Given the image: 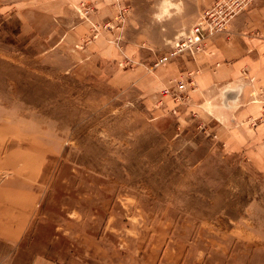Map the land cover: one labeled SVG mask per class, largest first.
I'll return each instance as SVG.
<instances>
[{
	"label": "rangeland",
	"instance_id": "obj_1",
	"mask_svg": "<svg viewBox=\"0 0 264 264\" xmlns=\"http://www.w3.org/2000/svg\"><path fill=\"white\" fill-rule=\"evenodd\" d=\"M214 1L131 0L102 18L92 7L86 47L54 48L22 35L0 0V220L23 226L0 264H264V148L225 142L239 110L226 92L244 83L185 117L194 74L151 78L191 60L156 65ZM97 38L132 61L75 62Z\"/></svg>",
	"mask_w": 264,
	"mask_h": 264
},
{
	"label": "crops",
	"instance_id": "obj_2",
	"mask_svg": "<svg viewBox=\"0 0 264 264\" xmlns=\"http://www.w3.org/2000/svg\"><path fill=\"white\" fill-rule=\"evenodd\" d=\"M10 1L9 7L5 6L3 9H8V14L17 18L21 34H30L46 42L51 41V47L54 48L69 44L79 47V43L82 44L90 37L89 29L93 19L91 17L89 20V17H86L78 20L79 14L74 11H77L80 5L97 9L99 17L102 18L114 14L117 4H131V0ZM99 38L92 44L90 43V46L98 45L101 50L98 48L73 50L79 58L75 62L85 64L86 61H95L111 65L114 62L132 61L129 54L106 46ZM206 44L204 50L193 59L168 64L169 66L153 72L150 77H154L157 82H161L160 84L166 87L173 85L172 80L177 77L178 73L194 74L195 86L187 91L185 106L181 107V111L183 110L186 114L185 117L187 115L189 117L201 116L197 107L203 105L211 95H215L218 89L224 86L239 87L240 83H244L243 89L239 90L240 93L235 92L236 88L226 92L230 95L229 97H232L231 99L239 103L237 106L239 110L237 109L234 116L236 122L232 125L231 136L225 142H245L247 146L263 149L264 123L250 128L247 119L257 118L264 107V0H255L244 13L230 22L224 33L212 37ZM82 46L86 47L84 43ZM87 46L89 47V44ZM179 65H181L180 68L177 67ZM78 69L79 67L75 69L77 74L80 73ZM133 71L134 73L130 75L141 81L144 75L143 70ZM128 77H130L129 74L125 73V76L120 78L131 80V77ZM173 104L175 105V103L170 104L166 101L168 107ZM212 123L215 128L219 125L215 120H212ZM22 236L23 226L20 219L5 217L0 220V245L14 246L19 243Z\"/></svg>",
	"mask_w": 264,
	"mask_h": 264
},
{
	"label": "built area",
	"instance_id": "obj_3",
	"mask_svg": "<svg viewBox=\"0 0 264 264\" xmlns=\"http://www.w3.org/2000/svg\"><path fill=\"white\" fill-rule=\"evenodd\" d=\"M255 0H215L212 5L205 8L199 15L197 23L192 27L182 42L174 43L170 50L161 54L156 65H164L176 57L193 59L203 51L207 41L226 31V26L235 18L245 12ZM82 18H86L92 12L91 7L79 6L76 11ZM190 85L194 83L193 76L186 77ZM187 80H184L187 84ZM192 81V82H191ZM178 89L184 90L183 82L178 83ZM264 118V109L262 112ZM254 124V121H253Z\"/></svg>",
	"mask_w": 264,
	"mask_h": 264
},
{
	"label": "clouds",
	"instance_id": "obj_4",
	"mask_svg": "<svg viewBox=\"0 0 264 264\" xmlns=\"http://www.w3.org/2000/svg\"><path fill=\"white\" fill-rule=\"evenodd\" d=\"M157 19H160L159 17H157Z\"/></svg>",
	"mask_w": 264,
	"mask_h": 264
}]
</instances>
